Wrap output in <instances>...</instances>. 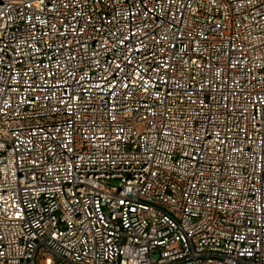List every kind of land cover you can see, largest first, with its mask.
<instances>
[{"label": "built area", "instance_id": "built-area-1", "mask_svg": "<svg viewBox=\"0 0 264 264\" xmlns=\"http://www.w3.org/2000/svg\"><path fill=\"white\" fill-rule=\"evenodd\" d=\"M0 264H264V0H0Z\"/></svg>", "mask_w": 264, "mask_h": 264}]
</instances>
